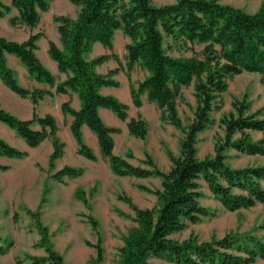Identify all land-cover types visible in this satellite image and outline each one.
<instances>
[{
  "label": "trees",
  "instance_id": "1",
  "mask_svg": "<svg viewBox=\"0 0 264 264\" xmlns=\"http://www.w3.org/2000/svg\"><path fill=\"white\" fill-rule=\"evenodd\" d=\"M53 1L11 0L10 6L0 1V18L15 9L18 17L11 19V24L34 28ZM68 1L80 8L79 13L75 19L54 16L61 48L51 41L48 47V54L56 62L59 72L66 75L63 82H56L37 58L39 34L30 35L22 43L0 38L1 81L16 95L29 98L34 105L33 117L26 121L0 107V122L12 129L29 148H38L45 140H50L52 152L48 157V169L51 180L65 184L66 179L83 175L82 168L64 166L56 169L55 162L63 157L65 144L57 136L54 117H40L36 112L38 102L52 94L46 90L21 87L14 71L6 63V56L12 55L20 60L31 79L55 88L56 94L71 91L78 95L80 109L75 111L66 102L62 105V112L73 117L70 130L79 156L96 161L83 140L81 128L85 125L96 136L100 155L106 159L112 174L161 180L160 188L156 190L138 186L156 197L157 204L152 209H139L129 198H118L135 213L137 224L128 232L118 250L120 264H150L151 258L173 264H254L257 259L264 260V240L252 235L229 233L210 241H200L193 235L183 241L171 238L189 224L196 225L202 218L212 216L200 203L203 198L200 180L213 199L228 212L264 204V166L235 169L228 164L226 156L230 148L245 155L264 156V137L254 142L248 133L264 131V119L261 118L264 109L251 113L247 94L232 98L231 110L219 119L224 134L215 141L213 154L199 159L196 148L198 134L213 123L212 112L221 109V96L227 91L229 80L247 72L258 74L260 83L264 85V2L257 11L248 13L220 0H176L163 5H155L152 0ZM116 31H121L129 40L125 45L124 66L113 53ZM96 43L111 53L87 60L86 56ZM178 45L188 47L192 55H169L167 50ZM196 45H203L200 53L195 51ZM109 59L116 61L118 68L104 75L97 73L96 67ZM136 68L147 75L134 83L131 73ZM121 69L129 81L134 107L139 109L145 96L149 103L157 106L160 121L181 133L179 155L167 151L171 163L167 172L160 170L148 154L138 165L129 163L128 160L134 159L130 152L124 157L114 154L113 135L121 133V130L106 126L98 109H107L120 121L126 122L128 133L134 138L144 140L148 133L147 123L140 114L128 119L127 105L113 96L99 93L102 87H119V82L113 77ZM189 87L193 89L195 108L189 124L184 126L178 113V103L183 101L182 88ZM36 124L40 130L32 128ZM27 155V152L0 138V157L22 160ZM8 169V166L0 165V171ZM47 193L48 188L45 187L42 204L46 202ZM75 196L87 205L83 190L78 189ZM34 215L40 235L37 246L44 248L46 256L31 257L29 264H64L62 257L52 249L47 228L40 224L38 215ZM88 219L95 229L96 221ZM0 242L4 240L0 238ZM4 243L5 246L0 247V255H5L12 247L11 242ZM95 248L100 261L102 251L99 244Z\"/></svg>",
  "mask_w": 264,
  "mask_h": 264
},
{
  "label": "rangeland",
  "instance_id": "2",
  "mask_svg": "<svg viewBox=\"0 0 264 264\" xmlns=\"http://www.w3.org/2000/svg\"><path fill=\"white\" fill-rule=\"evenodd\" d=\"M175 1L152 0V3L163 5L171 4ZM220 1L223 4L241 8L248 12H252L259 2V0ZM263 2L264 0H260V5ZM114 42L116 47L118 37L115 41L113 40V46ZM125 42L120 50L115 49L117 56L122 61H125ZM169 42L171 43V41ZM194 48L197 53H200L203 45H196ZM167 51L173 57H190L192 55L188 47L186 48L182 45L173 46L172 49L169 48ZM91 56H99V53L93 52ZM106 67L108 65L103 66L101 70L106 71ZM134 77L137 78L135 82L137 83L145 75L143 71L135 70ZM114 90L119 96L125 94L122 87ZM250 90L252 88H249L244 93L248 95V98ZM224 98L227 100L226 95H224ZM258 98H262V95L259 94ZM117 99L122 102L119 97ZM194 108L195 100L190 91L186 90L183 95V101L178 103V113L184 126H187L192 119ZM147 114H149V135L147 133L144 140H133L129 135L126 136L119 133L120 135L117 134L118 136L116 137L117 147L123 155L122 157L128 152L133 155L134 159L130 160L133 165L139 164L140 154L143 159L148 154L157 167L164 171L159 153L164 152L167 156V151H170L173 155L178 156L181 133L177 130L167 129L168 124L160 121V116H158L155 109L148 108ZM128 116L130 117V111ZM218 128L220 129L219 126H216L214 129V143L222 134ZM158 132L164 133L163 139H158ZM65 141L67 142V140ZM49 144L44 143L39 148L30 151L33 156L16 162L17 166L24 163L30 165L32 171L28 170L27 172L29 178H27L29 180L27 185L12 187L9 190L8 184H0V238L6 243H12L9 251L5 255H0V264H29L31 257L40 258L46 256L44 248L37 246L40 235L35 225L36 217L35 215L33 217L32 214H37L40 224L47 228L52 249L62 257L64 264H120L118 250L123 246L124 238L128 235V232L136 228L137 224L135 222V213L125 202L118 198L119 196L127 197L137 208L142 209L140 207L142 198L140 193H146L149 196H144L142 199L147 202L146 205L154 208L157 204L156 197L140 190L138 186L156 190L160 188L158 181L150 179L143 181V185H140V179H119L111 172L108 175L110 170L106 166L105 170H96L97 174L101 175V179L90 182V188L87 190L80 186L77 187V181H67L65 184H58L49 178V154L46 156ZM64 144L66 147V143ZM198 150L202 156L211 155L204 141L200 140ZM77 163L75 149H71L67 142L66 156L56 162L55 167L56 169L64 166L76 167ZM76 168H82L85 172L83 167ZM40 179L43 181L41 190L37 189L39 185L37 181ZM199 183L200 190L203 193L200 203L212 213V216L202 218L201 222L196 225L189 224L182 232L173 234L171 236L172 239L183 241L193 235L200 241H210L212 239H221L229 233H235L252 235L264 240V228H262L264 224V204L248 210L228 212L213 201L204 182L200 180ZM45 187L48 188V193L45 195L46 202L42 204L41 200L44 196ZM78 189L84 191L85 198L88 201L87 205L76 198L75 192ZM98 195L104 198L103 201L101 198H97ZM89 217L96 221L97 226L95 229L92 227ZM4 242H0V247L5 246ZM97 244H99L102 251L100 261L97 260L98 254L95 248ZM148 262L150 264H173L156 258H151Z\"/></svg>",
  "mask_w": 264,
  "mask_h": 264
},
{
  "label": "crops",
  "instance_id": "3",
  "mask_svg": "<svg viewBox=\"0 0 264 264\" xmlns=\"http://www.w3.org/2000/svg\"><path fill=\"white\" fill-rule=\"evenodd\" d=\"M5 5L10 6L11 0H0ZM260 5V0L258 2L257 7L252 11L248 13H254L257 11L258 7ZM80 8L78 6H75L71 4L68 0H54L50 8L47 12L41 14L40 23L34 27V28H28L24 25H16L13 26L11 24V19L18 17V12L15 9H12L9 14L5 15L4 17L0 18V38H5L9 41H14L17 43H22L30 37V35H36L39 34L40 37L36 42L37 50L36 55L39 61L42 63L44 67H46L50 73L55 77L56 82H63L66 79V75L63 73H60L58 70V66L56 62H54L49 54H48V47L49 42H53L57 47L61 48L60 45V36L57 32V25L54 23L53 18L54 16H68L72 19H75L79 13ZM118 37V44L115 47V42L113 46V53L116 54L115 49H121L123 47L124 41L126 45L128 43V38L124 37L121 31H116L114 34L113 40L117 39ZM93 52L99 53V55H109L111 52L105 49L101 44L96 43L93 45L90 53L86 56L87 60L94 59L98 56H91ZM117 55V54H116ZM119 57V56H118ZM122 65H125V61H122L120 58ZM6 63L7 66L14 71L16 80L18 84L26 89L33 90V89H39V90H46L51 92L52 96H44L37 104L36 106V112L40 117H44L45 115H51L54 117L56 121V125L58 128L57 136L60 140H62L64 143H66V147L64 149V155L62 158L58 159L56 162L62 160L66 156V149H67V142L70 145L71 149H75L76 155H77V164L76 167H83L85 168V172L83 175L76 179H66L67 181H77L76 186L82 187L83 189H89L90 188V182H94L95 180H100L101 175L97 174V169L105 170L106 166L109 168L108 163L106 159L102 158L100 155L98 140L94 133L90 131V129L87 126H82L81 132L83 136L84 142L88 145V147L92 150L94 155L97 158L96 162L90 161L88 159H85L77 154V145L74 141V138L71 134V124L73 121V117L64 114L62 112V105L66 102L70 103V106L73 110L78 111L80 109V101L78 98V95L74 92L69 91L67 94H56L55 88H50L49 86L45 84H40L36 82L35 80L31 79L26 68L23 66V64L20 62L18 58L12 55L6 56ZM105 65H108L106 67V71H102L101 68ZM118 68V64L113 59H109L106 62H104L102 65L96 67V72L99 74H107L110 70H114ZM135 70H140V68H136ZM131 73V81L136 82L137 78L134 77V72ZM144 75L146 76V72H144ZM117 82H119V87H122L125 91V94L122 96H119L115 92L114 87H102L99 90V93L103 96H113L115 98L119 97V99L123 102V104L128 106L127 114L130 111V117L128 116V119L135 118L137 114H140L141 117L146 121L148 126V135L150 133L149 129V114H147L148 108L155 109L158 113V116H160L159 110L157 106L154 103H149L146 100V97H142V106L137 109L134 107L130 93H129V81L125 76L124 69H121L118 74H116L113 77ZM140 79L139 81H141ZM250 90V95L248 98V101L250 102V112H256L257 110L264 109V86L260 83V76L258 74L254 73H247L243 72L240 75L235 76L233 79L228 81V88L225 93L221 96V109L219 111H214L211 114L213 123L208 126L204 131L200 132L197 136L198 143L196 145L197 148V157L199 159H203L207 156H202L198 150L199 142L204 141L209 149V154H213L214 151V129L216 126H219V132H222L221 136H223L224 132L222 127L219 125V119L221 116L225 113H228L231 110V100L233 97L240 98L248 89ZM186 90H189L191 95L193 93L192 87L189 88H182V94L184 95V92ZM261 94L262 98H258V95ZM224 95L227 96V100H225ZM193 97V96H192ZM0 107L11 113L12 115L16 116L20 120H30L33 117L34 113V105L32 101L29 98H22L15 93H13L11 90H9L4 83L0 79ZM139 112V113H138ZM98 114L104 124L110 128H118L121 130L120 134H124L126 136L129 135L126 122L120 121L115 114H113L111 111L107 109L100 108L98 109ZM261 118L264 119V110L261 114ZM32 128L34 130H40V127L36 124L33 125ZM167 129H171L172 131H176L172 126L168 124ZM217 129V130H218ZM250 135V138L252 141L257 142L261 140L264 137V131H250L248 132ZM119 134V135H120ZM118 135H113L114 140V154L117 156H123L119 151L117 147V141L116 137ZM130 136V135H129ZM158 139L161 140L165 136L164 133L158 132L157 133ZM0 137L8 142L10 145L15 146V148L25 151L28 154V157L25 158L28 159L29 157L33 156V154H30V151H33L35 149L29 148L26 143L18 137V135L9 127H7L5 124L0 122ZM133 140H137V138H134L130 136ZM238 137V135H236ZM67 140V142L65 141ZM141 140V139H140ZM44 143H50L47 148L46 156L52 152V145L50 140H45L40 146H42ZM39 146V147H40ZM38 147V148H39ZM48 155V156H49ZM160 159L164 166V172H167L170 167L171 163L164 154V152L159 153ZM227 156V162L228 164L235 169L247 167V166H264V156L260 155H245L242 153L237 152L234 149H228L226 151ZM140 160H143L142 155L140 154ZM21 160L16 159H8L5 157H0V165L2 166H8L10 169L8 171H0V184H8L9 190L12 189V187L16 188L18 186L23 187L27 185L28 181V170L32 171L30 168V165L28 163L16 165V162H19ZM31 161V160H30ZM129 163L130 160H128ZM242 161V162H241ZM55 162V163H56ZM132 164V163H131ZM104 167V168H101ZM57 168L58 169H61ZM110 170V169H109ZM110 172H108V175H110ZM35 174V172H34ZM112 174V172H111ZM38 176V175H37ZM117 177V176H116ZM42 178V177H39ZM119 179H125V178H133V177H117ZM29 179V178H28ZM43 179V178H42ZM136 179V178H134ZM155 179L158 181L157 183L161 185V180L159 178L150 177L147 179H140L141 184L143 185V181ZM37 182H39V185L37 189L41 190V187L43 184V181L40 179ZM55 182V181H54ZM205 184V183H204ZM110 188V187H109ZM208 190V189H207ZM208 194L213 199L211 193L208 190ZM149 196L146 193H140V197ZM152 196V195H151ZM154 196V195H153ZM98 199L101 198L103 201L104 198L100 197L98 195ZM141 198L140 200V207L142 209H152V206L146 205V201H144ZM217 205H222L215 201ZM263 205V204H258ZM224 209V208H223ZM254 264H264V260L257 259Z\"/></svg>",
  "mask_w": 264,
  "mask_h": 264
}]
</instances>
